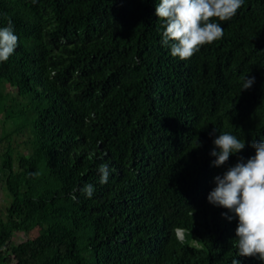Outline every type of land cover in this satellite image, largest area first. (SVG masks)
Segmentation results:
<instances>
[{"label": "trees", "instance_id": "obj_1", "mask_svg": "<svg viewBox=\"0 0 264 264\" xmlns=\"http://www.w3.org/2000/svg\"><path fill=\"white\" fill-rule=\"evenodd\" d=\"M158 3L0 0L19 38L0 62V264H262L236 256L238 221L207 195L264 140V0L211 18L223 37L186 60ZM223 132L246 146L213 167Z\"/></svg>", "mask_w": 264, "mask_h": 264}, {"label": "clouds", "instance_id": "obj_2", "mask_svg": "<svg viewBox=\"0 0 264 264\" xmlns=\"http://www.w3.org/2000/svg\"><path fill=\"white\" fill-rule=\"evenodd\" d=\"M242 4L243 0H159L155 14L163 21L161 43L169 47L172 57L186 60L199 52L200 46L223 37L221 24L211 18L230 20ZM18 40L9 18L7 26L0 27V62L10 58L18 46ZM242 81L241 90H247L255 78L245 75ZM213 145L209 155L215 159L211 161V166L220 167L231 155L244 150L246 143L244 139L223 132L213 140ZM249 146L255 149V155L246 161L240 157L234 166L215 176V187L208 193L207 201L232 213L221 214L229 221L233 216L237 219L234 240L238 250L236 256L256 258L264 264V140H253ZM98 172L99 182L107 183L108 165L101 164ZM80 190L89 198L95 191L92 184H85ZM176 235L179 241L186 240L183 230H176ZM197 244L194 242V245ZM231 264H240V261L233 258Z\"/></svg>", "mask_w": 264, "mask_h": 264}, {"label": "rangeland", "instance_id": "obj_3", "mask_svg": "<svg viewBox=\"0 0 264 264\" xmlns=\"http://www.w3.org/2000/svg\"><path fill=\"white\" fill-rule=\"evenodd\" d=\"M24 137L22 136L18 137V143L22 142L25 139ZM2 208H3V196L1 195V191H0V213H1ZM24 239H25L24 234L16 233L14 237V242L16 244V243L23 241Z\"/></svg>", "mask_w": 264, "mask_h": 264}]
</instances>
